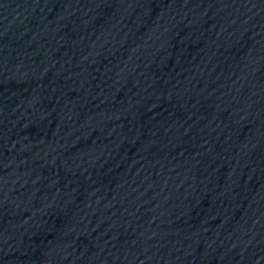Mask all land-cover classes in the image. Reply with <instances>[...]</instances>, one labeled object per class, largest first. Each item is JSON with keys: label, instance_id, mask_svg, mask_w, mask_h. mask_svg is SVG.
<instances>
[{"label": "water", "instance_id": "1", "mask_svg": "<svg viewBox=\"0 0 264 264\" xmlns=\"http://www.w3.org/2000/svg\"><path fill=\"white\" fill-rule=\"evenodd\" d=\"M0 264H264V0H0Z\"/></svg>", "mask_w": 264, "mask_h": 264}]
</instances>
